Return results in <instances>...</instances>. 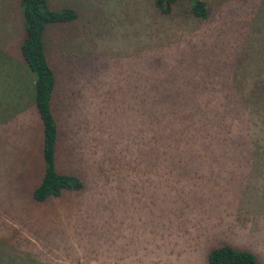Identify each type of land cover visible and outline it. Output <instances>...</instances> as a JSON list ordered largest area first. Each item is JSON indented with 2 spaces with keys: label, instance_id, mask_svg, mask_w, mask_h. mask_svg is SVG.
Instances as JSON below:
<instances>
[{
  "label": "trees",
  "instance_id": "16d2710c",
  "mask_svg": "<svg viewBox=\"0 0 264 264\" xmlns=\"http://www.w3.org/2000/svg\"><path fill=\"white\" fill-rule=\"evenodd\" d=\"M114 2L121 15L117 26L102 13L103 0H73L57 10L45 0H19L17 52L31 74L38 131L34 126L24 133L16 151L0 141V161H18L16 186L30 202L41 204L64 191L95 195L98 229L105 225L108 196L122 195L133 160L141 173L151 165L156 190L171 191L181 206L191 203L202 212L205 195L219 188L206 185L213 162H235L242 175L248 163L264 160V0L230 4L226 12L209 0ZM114 28L120 35L116 54L107 41ZM48 54L73 61L66 74L73 73V90ZM74 101L84 103L79 114ZM227 172L225 195L232 196L238 172L233 166ZM183 232L160 225L157 238L167 235L176 245ZM117 239L119 233L111 242ZM252 250L217 244L206 252L205 264H260ZM82 252L97 264H125L128 255L120 247Z\"/></svg>",
  "mask_w": 264,
  "mask_h": 264
},
{
  "label": "rangeland",
  "instance_id": "374dc122",
  "mask_svg": "<svg viewBox=\"0 0 264 264\" xmlns=\"http://www.w3.org/2000/svg\"><path fill=\"white\" fill-rule=\"evenodd\" d=\"M71 1L45 0V3L48 8L57 10L68 6ZM74 1L79 3V0ZM114 1L103 0L101 11L110 23L117 26L121 15ZM18 2L0 0V89L4 91L0 95V141L14 151L20 149L24 133L27 134L34 126L38 131L30 102L28 80L31 74L17 52L22 36ZM209 2L218 5L223 12L230 11V4L238 7L250 4L249 0ZM111 31L107 41L116 54L120 35L115 28ZM47 56L57 64L56 74L63 71L62 80L69 79L68 91L73 90V73L71 77L66 75L73 72V61L62 56ZM82 87L85 88L84 85ZM56 94L62 100V95ZM84 96L86 98V94ZM57 97L54 102H57ZM77 102L75 104L74 101V107L72 102L74 114H79L81 106L85 108L84 103ZM10 157L4 159L2 156L0 161V264H86L87 260L88 264H97L96 259L85 257L82 250L113 253L119 247L122 253L128 254L123 260L125 264H205L206 252L222 243L253 249L259 263L264 264V160L248 163L244 169L246 173L242 175L239 174L243 172L242 167L235 166V162H213L214 174L209 181L206 180V185L213 187L217 183L219 188L215 189L214 195H205L201 203L202 212L192 210L191 203L185 208L181 206V198L174 199L171 191L163 193L156 190L151 165L141 173L136 160H133L129 164L131 172L121 184L122 195L108 196L111 200L105 225L98 229L100 204L95 195L88 191L79 197L64 191L41 204L30 202L16 186L13 170L17 169L18 161ZM144 160L151 162L150 159ZM232 166L238 173L233 181V195L229 196L225 195V190L231 186V175L227 170ZM207 173V169L202 172L204 176ZM115 200H120L117 207ZM195 223L199 225L193 227ZM160 225L184 230L181 243L175 245L167 235L163 239L157 238ZM190 225L192 227L189 228ZM116 233L122 237L117 239V244L111 242ZM164 234L163 231L162 236ZM96 238L102 241L101 245ZM118 263L121 264V260Z\"/></svg>",
  "mask_w": 264,
  "mask_h": 264
}]
</instances>
